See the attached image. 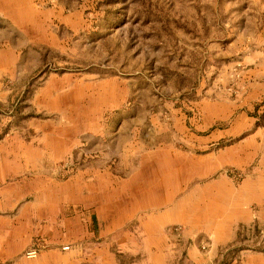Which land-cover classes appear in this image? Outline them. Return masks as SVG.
Instances as JSON below:
<instances>
[{
	"label": "rangeland",
	"instance_id": "1",
	"mask_svg": "<svg viewBox=\"0 0 264 264\" xmlns=\"http://www.w3.org/2000/svg\"><path fill=\"white\" fill-rule=\"evenodd\" d=\"M162 148L188 163L167 169L161 227L137 216L122 245H87L95 209L63 200L72 236L55 230L63 210L44 206L95 179L126 199L120 183ZM5 155L18 171L2 185L24 194L0 203V225L26 222L39 247L23 264H261L264 0H0Z\"/></svg>",
	"mask_w": 264,
	"mask_h": 264
},
{
	"label": "crops",
	"instance_id": "2",
	"mask_svg": "<svg viewBox=\"0 0 264 264\" xmlns=\"http://www.w3.org/2000/svg\"><path fill=\"white\" fill-rule=\"evenodd\" d=\"M168 152L170 153L171 151L162 148L157 150L156 156H160L158 157V159H156V157L152 159L150 155L149 159L145 158L139 161L138 169L134 171V174L131 175V177H129L127 180L120 183V186H123L124 189H128V196L126 199L121 196V192L118 189L119 187L116 185L114 186L115 181L114 184L113 182H111L110 190L108 187L109 185L104 184L103 182L100 183L98 179H95L94 182L84 180L83 183H81L80 181V186H75L76 190L73 186H71V189L75 194L64 195L52 208H49L48 206L41 207L46 209L49 215L55 216L60 207H57L60 201L64 200V202H72V200H74L75 202H83L85 208L92 207L95 209V215H93L96 216L97 222L94 221V226L90 229H88V225L86 224L87 226L85 238H81V242H85L87 245H90L92 243L91 241H93L90 238L93 235L95 239L99 238V236L104 239L100 244L101 247H109V245L114 244L122 245L123 240H121L122 237L119 233L128 232L129 234H131L130 229L132 228L124 227L128 223V220H133L137 216H144L149 218L147 221L153 218V220L158 223V226L161 227L162 224L159 222L165 220L164 217H166V214H168L169 207L167 208V206H165V209L158 208L167 205L166 201L171 198V196L169 198V195L165 192L163 187L171 181L169 180L170 177L172 178L171 182H175L173 175H175L176 172H172L171 170L169 171L167 169L174 166L183 168L185 166L184 164L188 163V160L184 161L183 159L179 160L178 162V159H173V157ZM16 164L17 162L9 160L6 155L5 159L4 157H2V160L0 161V203L3 204L5 208L10 206L11 203H9V201L15 200V195L24 194L22 184L15 183V187L20 188L15 189L14 191L12 189L9 191V187L6 184L2 185V182L5 181L6 178L12 176L18 171V165ZM158 167L160 168V170H158ZM72 196L74 197V199L72 198ZM125 200H127L128 206H126ZM65 204L66 203H64L60 207L63 210L65 218L63 222H55V226H57L55 227V230H58V228L60 229V227L58 226L62 225L64 231L68 233L67 235H69V238H71V233L73 230V216H71V211L69 209L66 218V210L68 208L64 207ZM152 206H155L157 208L154 207L153 210ZM41 207L40 204H37V212H35V216H40ZM153 214L154 216L160 217L158 218L159 220L155 219L152 216ZM21 215H25L27 217V214H25L24 211H21L17 215V219ZM89 216L90 213H87L86 218L89 219ZM32 218L33 217H31V221H33ZM26 225H28L26 222H15V224L7 225L6 227L0 225V259L13 261L14 264H23V252L27 248H29L27 247L29 244V240L22 234V232L28 231ZM149 225L147 224L146 228L149 227ZM90 226L92 225L90 224ZM133 230L135 231V229ZM117 233L119 235H117ZM132 234L133 236L131 237L128 235L129 239L126 240L124 244L129 245L134 242L135 235L134 233ZM187 249L189 250L190 247H188ZM107 258H111L110 253H107ZM258 260L261 264H264V256L258 257ZM43 263H45L44 259H40L37 260L34 264ZM206 264L215 263H213L212 261H208V263ZM229 264L237 263L233 261Z\"/></svg>",
	"mask_w": 264,
	"mask_h": 264
},
{
	"label": "built area",
	"instance_id": "3",
	"mask_svg": "<svg viewBox=\"0 0 264 264\" xmlns=\"http://www.w3.org/2000/svg\"><path fill=\"white\" fill-rule=\"evenodd\" d=\"M175 230L179 229V227H175ZM204 248V245L202 246ZM69 246L68 245H64L62 246L63 250L68 249ZM39 254V247L38 245H32L29 248H27L24 252H23V257L25 259H35Z\"/></svg>",
	"mask_w": 264,
	"mask_h": 264
}]
</instances>
